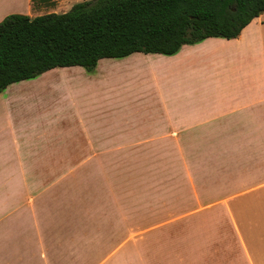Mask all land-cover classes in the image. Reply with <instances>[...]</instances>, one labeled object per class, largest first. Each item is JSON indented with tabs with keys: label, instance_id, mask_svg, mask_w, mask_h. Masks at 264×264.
<instances>
[{
	"label": "crops",
	"instance_id": "crops-1",
	"mask_svg": "<svg viewBox=\"0 0 264 264\" xmlns=\"http://www.w3.org/2000/svg\"><path fill=\"white\" fill-rule=\"evenodd\" d=\"M32 8L0 0V23ZM156 138L188 143L190 179L121 171ZM0 264H264V13L235 39L8 86Z\"/></svg>",
	"mask_w": 264,
	"mask_h": 264
},
{
	"label": "trees",
	"instance_id": "trees-1",
	"mask_svg": "<svg viewBox=\"0 0 264 264\" xmlns=\"http://www.w3.org/2000/svg\"><path fill=\"white\" fill-rule=\"evenodd\" d=\"M263 13L264 0H89L65 13L11 14L0 23V94L55 68L93 71L102 59L235 39Z\"/></svg>",
	"mask_w": 264,
	"mask_h": 264
},
{
	"label": "rangeland",
	"instance_id": "rangeland-1",
	"mask_svg": "<svg viewBox=\"0 0 264 264\" xmlns=\"http://www.w3.org/2000/svg\"><path fill=\"white\" fill-rule=\"evenodd\" d=\"M89 1V0H49L48 4L43 5L39 8H32L31 16L36 17L39 15L49 14V13H65L71 10V8L80 2ZM28 10L20 14H28ZM108 60V59H106ZM149 70H152L153 62L149 61ZM103 67H106L103 64ZM155 69H160V67L154 66ZM119 78L113 77L109 84L116 85ZM131 78L128 79V83L131 82ZM146 81V84L150 86V81L147 75H143L141 78H133L131 83H137ZM111 101H115L113 93H111ZM199 146H201L199 144ZM138 151H152L149 156H136V157H113L116 158L118 162L122 164L121 171H127L129 164H137L139 169V178H145L144 165L148 167L151 171L154 172V178H168L171 180H178L180 166H182V178L188 180L190 179L191 172L187 171L188 163L190 162L191 149H188V143L186 142V149H184V143H180L177 139H153V140H144L139 139ZM140 153V152H139ZM205 159V157H203ZM208 159V157H207ZM206 160V159H205ZM163 165L164 171H161ZM152 177V176H151ZM153 178V177H152Z\"/></svg>",
	"mask_w": 264,
	"mask_h": 264
}]
</instances>
